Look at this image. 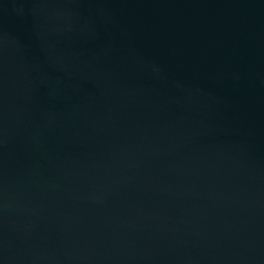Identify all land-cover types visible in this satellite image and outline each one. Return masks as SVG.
I'll return each mask as SVG.
<instances>
[{
    "label": "water",
    "instance_id": "obj_1",
    "mask_svg": "<svg viewBox=\"0 0 264 264\" xmlns=\"http://www.w3.org/2000/svg\"><path fill=\"white\" fill-rule=\"evenodd\" d=\"M0 264H264V0H0Z\"/></svg>",
    "mask_w": 264,
    "mask_h": 264
}]
</instances>
